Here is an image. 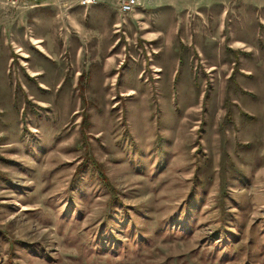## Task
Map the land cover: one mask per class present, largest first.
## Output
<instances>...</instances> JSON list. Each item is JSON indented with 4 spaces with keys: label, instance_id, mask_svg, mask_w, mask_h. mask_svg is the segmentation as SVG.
<instances>
[{
    "label": "rangeland",
    "instance_id": "374dc122",
    "mask_svg": "<svg viewBox=\"0 0 264 264\" xmlns=\"http://www.w3.org/2000/svg\"><path fill=\"white\" fill-rule=\"evenodd\" d=\"M0 1V264H264V0Z\"/></svg>",
    "mask_w": 264,
    "mask_h": 264
},
{
    "label": "built area",
    "instance_id": "2783aa9c",
    "mask_svg": "<svg viewBox=\"0 0 264 264\" xmlns=\"http://www.w3.org/2000/svg\"><path fill=\"white\" fill-rule=\"evenodd\" d=\"M0 1L9 4L11 6H16L19 3H26L25 0H0ZM28 1H29V5L33 6L37 4H42L44 3L45 0H28ZM56 1H58L63 7H70L72 5L71 0H56ZM104 1L107 0H77L78 3L85 6L100 2L102 3ZM110 1L113 3L115 8L123 14L135 11L138 7H140L142 3V0H110Z\"/></svg>",
    "mask_w": 264,
    "mask_h": 264
},
{
    "label": "crops",
    "instance_id": "0c3cea01",
    "mask_svg": "<svg viewBox=\"0 0 264 264\" xmlns=\"http://www.w3.org/2000/svg\"><path fill=\"white\" fill-rule=\"evenodd\" d=\"M89 6V5H88Z\"/></svg>",
    "mask_w": 264,
    "mask_h": 264
}]
</instances>
